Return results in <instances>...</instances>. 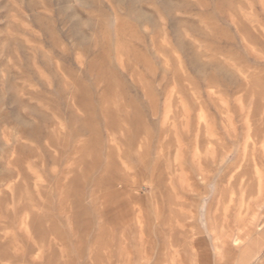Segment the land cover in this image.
I'll list each match as a JSON object with an SVG mask.
<instances>
[{"label": "rangeland", "instance_id": "1", "mask_svg": "<svg viewBox=\"0 0 264 264\" xmlns=\"http://www.w3.org/2000/svg\"><path fill=\"white\" fill-rule=\"evenodd\" d=\"M0 264H264V0H0Z\"/></svg>", "mask_w": 264, "mask_h": 264}]
</instances>
